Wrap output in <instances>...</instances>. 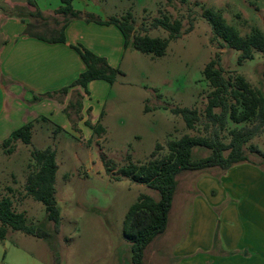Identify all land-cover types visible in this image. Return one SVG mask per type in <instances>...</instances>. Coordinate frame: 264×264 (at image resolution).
<instances>
[{"label": "rangeland", "instance_id": "374dc122", "mask_svg": "<svg viewBox=\"0 0 264 264\" xmlns=\"http://www.w3.org/2000/svg\"><path fill=\"white\" fill-rule=\"evenodd\" d=\"M11 1L25 5L28 0ZM40 2L49 9L62 5L60 0ZM89 2L93 3V11L100 9L113 17L117 15L121 22L130 14L128 22L132 25L133 36L166 39L168 34L161 28L154 29L151 24L154 19L167 18L170 22L181 23L180 37L169 43L163 57L141 54L128 45L120 70L116 69L121 75L111 86L102 106V116L96 122L103 128L102 134L82 136L77 133L78 137H74L53 127H44L33 132L29 146L16 143L11 147V154L0 149V199H11L13 210L23 213L28 225L47 235L42 240L8 230L5 239L0 241V264H27L23 253L33 255L41 264H132L130 242L122 234L124 217L139 195L157 200L158 194L145 185L121 178L118 171L129 163L139 167L155 158H166L167 144L183 136L212 138L214 127L205 116L212 89L203 75L210 61L218 63L217 69L224 80L233 81L241 76L253 89L264 94L262 54L256 52L252 61L237 65L239 53L220 48V41L214 39L209 24L201 17L205 9L218 11L241 37L250 35L253 30L264 35V0ZM15 12L23 15V9L17 8ZM62 21L63 17L54 12L41 17L34 15L33 22L39 24L34 31L49 37L45 30L49 31L56 22L61 24ZM76 100L78 97L71 95V101ZM172 109L195 110L198 122L194 129L188 130L182 118L170 112ZM69 113L76 124L80 114L72 109ZM254 124L236 125L227 121L224 130L217 131L218 139L228 145L230 131L251 128ZM251 141L244 147L245 154L251 161L261 164L257 156L248 153V146L264 149V136L254 144ZM157 145L160 149L156 151ZM45 149L55 153L57 164L54 189L60 213L58 234L54 232L53 223L47 220L44 206L25 196L27 177L39 169L30 158V152ZM210 153L208 149L196 147L191 159L197 161ZM104 162L109 163L112 171L109 175ZM219 175L216 170L181 173L177 177L167 225L188 226L193 217L194 199H208L206 192L212 188L211 183L198 186L199 179H217ZM186 192L189 198L182 197ZM183 235L180 232L172 239L169 234L156 237L144 251L143 264H175L173 250ZM15 246L19 251L13 249Z\"/></svg>", "mask_w": 264, "mask_h": 264}, {"label": "crops", "instance_id": "0c3cea01", "mask_svg": "<svg viewBox=\"0 0 264 264\" xmlns=\"http://www.w3.org/2000/svg\"><path fill=\"white\" fill-rule=\"evenodd\" d=\"M33 2L35 7L0 0V143L29 124L31 139L34 131L44 127L74 137H78L77 133L92 136L86 123L94 126L102 116V106L112 85L92 81L87 84V94L81 88H72L63 99L58 96L38 102L33 99L69 87L85 71V65L70 46H81L119 70L129 48L124 47L123 36L116 26H102L84 19L73 20L65 27V44L23 36L31 24L32 34L49 38L34 31L39 24L33 18L53 13L57 7L49 9L40 5V0ZM71 6L102 22L117 19V15L113 17L100 9L93 11L89 0H75L74 5L71 0ZM17 8L23 9V15L16 14ZM54 28L45 32L51 34ZM72 92L83 96L80 120L75 124L77 132L64 113ZM263 136L264 128L251 143ZM254 147L264 154V149ZM260 167L264 168V164L250 160V164L234 166L217 179L202 177L200 183L197 181L198 186L212 184L211 196L206 192L204 196L208 199H194L193 217L188 226L167 225L162 234H169L172 239L174 234L184 233L173 250L175 264H264V170ZM182 197L189 198V194L186 192ZM13 249L19 251L17 246ZM22 258L27 264H41L29 253H23Z\"/></svg>", "mask_w": 264, "mask_h": 264}, {"label": "trees", "instance_id": "16d2710c", "mask_svg": "<svg viewBox=\"0 0 264 264\" xmlns=\"http://www.w3.org/2000/svg\"><path fill=\"white\" fill-rule=\"evenodd\" d=\"M28 5L34 6L33 0L27 1ZM62 5L54 13L63 17L62 23H55L49 38L32 34V25L28 24L23 36L34 37L50 44H65L64 29L73 20L84 19L98 25H114L121 32L124 39V47L131 44L132 48L146 55L163 57L170 42L179 39L181 23L170 22L167 18L154 19L151 26L161 28L168 36L166 39H152L146 36H133L132 25L128 22L131 15L127 14L123 22L112 18L106 22L96 19L92 15L82 14L73 10L71 0H61ZM201 17L206 21L212 31L215 40L220 41V48L238 52L237 65L246 61H252L254 54L259 52L264 57V35L253 30L250 35L241 37L236 29L229 26L220 12L203 10ZM80 57L85 65V71L69 87L57 92L35 96L33 101L43 99H55L56 96L65 98L72 88H81L86 92L87 84L92 81H105L110 86L114 84L117 76L121 73L111 68L104 58L95 56L81 46H70ZM264 65V62H263ZM218 63L210 61L204 68L203 75L212 91L208 95L205 116L214 127L210 140L200 137L183 136L177 141L167 144L168 156L164 159H153L139 167L129 163L121 168L118 173L121 178H126L134 184L145 185L148 189L158 194L155 200L147 195H139L136 202L129 208L122 223L123 237L130 242L131 263L143 264V254L148 245L158 236L162 235L167 227L168 215L172 200L177 188V177L183 172L218 171L223 174L234 166L249 163L244 147L257 136L264 128V94L253 89L243 77L237 76L232 80H224L221 71L217 69ZM78 97L76 101H69L64 109L70 123L72 122L69 110L75 114L81 112V100L83 96L79 92H72ZM217 110L218 112H215ZM173 115L182 118L186 128L193 130L198 122L195 110L172 109ZM80 120V117L77 119ZM77 121V122H78ZM227 121L233 124H251V128L232 130L229 132L231 140L224 145L218 139L217 131H223ZM75 132V124L71 123ZM86 125L93 134L100 135L103 128L98 124ZM32 125H26L12 132L10 136L0 143V149L8 154L12 153V146L16 143L29 146L31 144ZM196 147L208 149L211 153L208 157L193 161L192 150ZM160 146H156V151ZM226 153V155H225ZM248 153L257 156L264 164V154L253 145L248 146ZM155 152L152 154L154 157ZM30 158L38 166V171L27 177L25 196L44 206L47 220L54 225V232L59 233L60 213L55 199V175L57 164L55 153L50 149L43 151L32 150ZM105 172L109 175V163L104 162ZM119 179V178H118ZM119 181V180H117ZM20 232L29 237L44 240L47 235L39 228L28 225L23 213H16L12 208V200L8 197L0 199V241L2 242L7 231Z\"/></svg>", "mask_w": 264, "mask_h": 264}]
</instances>
